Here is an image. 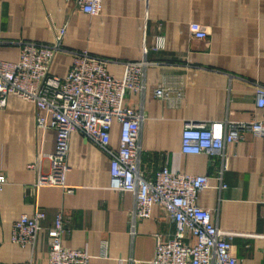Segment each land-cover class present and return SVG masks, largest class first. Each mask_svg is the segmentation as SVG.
<instances>
[{"label":"crops","instance_id":"0c3cea01","mask_svg":"<svg viewBox=\"0 0 264 264\" xmlns=\"http://www.w3.org/2000/svg\"><path fill=\"white\" fill-rule=\"evenodd\" d=\"M192 23L202 25L208 37H193ZM64 26L63 51L51 68L55 76H66L71 53L83 50L109 61V73L119 79L126 63L146 60L143 90L125 100L143 116L141 172L149 180L164 167L208 176L198 205L212 211L219 228L246 235L232 242L239 264H264V137L248 134L227 146L224 157L181 149L186 122L264 119L256 106L257 88L264 86V0H103L97 16L64 0H0V59L18 61L24 42L53 44ZM157 89L167 96L157 98ZM37 113L33 103L15 95L0 110V174L6 178L0 193V264H49L47 234L35 248L12 242L13 224L37 210L45 214V228L63 212V246L85 252L90 264H152L158 242L173 237L175 224L155 206L151 218L135 222L133 232L134 195L111 189L110 159L82 135L70 139L72 192L34 187L38 173L28 166L41 162L48 172L50 162L42 154L56 147V132L38 128ZM120 133L114 122L115 150ZM187 240L193 243L190 235Z\"/></svg>","mask_w":264,"mask_h":264},{"label":"built area","instance_id":"2783aa9c","mask_svg":"<svg viewBox=\"0 0 264 264\" xmlns=\"http://www.w3.org/2000/svg\"><path fill=\"white\" fill-rule=\"evenodd\" d=\"M64 1L91 16L102 11L103 0ZM65 32V26L60 28L51 45L22 43L16 62L0 59V110L6 106L8 96H18L37 108L38 128L56 132L55 151L42 154L50 162L49 171H42L41 162L28 166L38 173L34 187L72 192L67 185L70 139L78 133L110 159L111 189L134 195L133 232L135 222L151 218L155 206L175 224L173 237L158 242L152 264H239L232 254V242L246 235L219 228L212 211L198 205L200 193L210 183L208 176L174 173L164 167L149 180L140 170L143 116L126 105L125 100L128 94L143 90L146 60L126 63L124 77L119 79L109 73V61L83 50L71 53L73 63L66 76H55L51 68L56 55L63 51ZM190 32L197 39L208 37L207 30L198 23L190 25ZM161 43L162 39L158 46ZM166 96L163 89L156 90L157 98ZM256 106L264 110V86L257 88ZM114 122L121 125L117 150L111 146ZM248 134L264 137V119L249 123L189 121L184 124L181 149L184 154L224 157L227 146L244 140ZM219 180H223L221 175ZM5 184L6 178L0 174V193ZM44 219L40 210L32 217L22 216L13 224L12 242L22 248H35L45 233L49 238V264H90L85 252L63 246L67 230L62 211L50 228L42 226ZM188 235L193 243L188 242Z\"/></svg>","mask_w":264,"mask_h":264}]
</instances>
